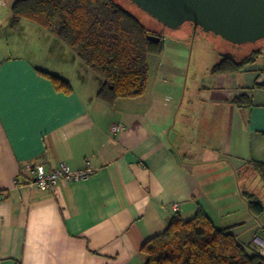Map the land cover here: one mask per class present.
Listing matches in <instances>:
<instances>
[{"label": "crops", "instance_id": "crops-1", "mask_svg": "<svg viewBox=\"0 0 264 264\" xmlns=\"http://www.w3.org/2000/svg\"><path fill=\"white\" fill-rule=\"evenodd\" d=\"M20 26L27 44L0 46V264H144V244L199 210L260 250L264 212L254 216L242 192L263 196L264 207L251 165L264 167V48L236 73L209 71L207 85L189 92L162 63L143 97L111 107L97 98L101 79L65 44ZM29 163L47 171L89 163L93 173L41 191L19 176Z\"/></svg>", "mask_w": 264, "mask_h": 264}, {"label": "trees", "instance_id": "trees-1", "mask_svg": "<svg viewBox=\"0 0 264 264\" xmlns=\"http://www.w3.org/2000/svg\"><path fill=\"white\" fill-rule=\"evenodd\" d=\"M10 19L14 28L27 21L65 44L101 79L97 98L111 107L118 100L138 99L146 94L148 57L164 50L163 35L147 30L114 0H15ZM260 54L255 50L238 61L225 54L210 73H236L254 63ZM40 74L57 91L71 93L67 82L45 72ZM240 100L234 102L241 106ZM251 165L264 184V167ZM242 196L254 216L264 212L254 194L242 192ZM141 251L144 264H264V255L256 245H242L227 229L217 228L201 210L189 220L173 217L167 228L144 244Z\"/></svg>", "mask_w": 264, "mask_h": 264}, {"label": "rangeland", "instance_id": "rangeland-1", "mask_svg": "<svg viewBox=\"0 0 264 264\" xmlns=\"http://www.w3.org/2000/svg\"><path fill=\"white\" fill-rule=\"evenodd\" d=\"M14 1L0 0V46L2 45L4 49L12 45L16 46L18 41L23 47L27 44L30 38L24 40L22 37L18 38L15 34L21 27L20 25H22V28L27 27V25L37 27L27 21H22L15 28L11 26V5ZM114 2L132 13L147 30L163 35L164 52L162 55L151 54L148 58L150 83L158 79V66L160 64H170L176 67L175 72L178 77L174 80L175 85L181 91L186 86V91L189 92L196 85H207V80L211 76L209 74L211 67L217 64L223 55L232 54L236 58L238 56L244 57L252 51L264 48V39L255 43L233 45L212 33L204 32L200 28L194 29L189 23H185L175 30L167 29L129 0H114ZM8 21L9 24L6 26ZM242 177V173H240L239 178L242 179ZM261 183L262 181L254 183V188L257 189V191L254 189V191L258 192L257 194H260ZM256 197L260 201L263 200V196L258 195Z\"/></svg>", "mask_w": 264, "mask_h": 264}, {"label": "water", "instance_id": "water-1", "mask_svg": "<svg viewBox=\"0 0 264 264\" xmlns=\"http://www.w3.org/2000/svg\"><path fill=\"white\" fill-rule=\"evenodd\" d=\"M129 1L167 29L190 23L194 29L200 28L233 45L264 39V0Z\"/></svg>", "mask_w": 264, "mask_h": 264}, {"label": "built area", "instance_id": "built-area-1", "mask_svg": "<svg viewBox=\"0 0 264 264\" xmlns=\"http://www.w3.org/2000/svg\"><path fill=\"white\" fill-rule=\"evenodd\" d=\"M111 131L116 133L120 130L118 125H112ZM89 163L87 168L81 171H71L65 164H59L56 169L47 171L43 165L29 163L26 164L20 177H24L30 186H35L41 191H53L60 181L81 182L92 175ZM260 253L264 255V240L260 244Z\"/></svg>", "mask_w": 264, "mask_h": 264}]
</instances>
